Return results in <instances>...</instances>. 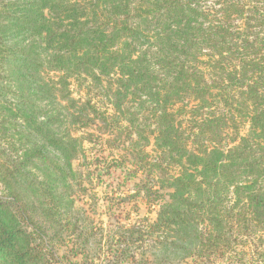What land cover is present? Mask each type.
Instances as JSON below:
<instances>
[{
    "label": "trees",
    "instance_id": "16d2710c",
    "mask_svg": "<svg viewBox=\"0 0 264 264\" xmlns=\"http://www.w3.org/2000/svg\"><path fill=\"white\" fill-rule=\"evenodd\" d=\"M102 170L164 251L264 247V0H0V264L99 249L75 195Z\"/></svg>",
    "mask_w": 264,
    "mask_h": 264
},
{
    "label": "rangeland",
    "instance_id": "374dc122",
    "mask_svg": "<svg viewBox=\"0 0 264 264\" xmlns=\"http://www.w3.org/2000/svg\"><path fill=\"white\" fill-rule=\"evenodd\" d=\"M82 83V87L78 83L72 85L76 96L84 95L88 91L89 96L95 101H104L103 88L100 85L92 83L89 79ZM75 133L80 134V132ZM85 146L90 147L91 144L86 143ZM95 149H99L98 145ZM147 149L151 150V147ZM107 152L108 148H105L103 155H107ZM92 158L94 156L88 155L87 161L90 162ZM108 160L111 161L110 157ZM103 171L99 175L93 174L91 186L85 184L87 191L84 196L75 195L76 205L88 217L95 232L93 241L94 239L100 240L101 245L99 249L91 247V250H86L83 254L76 256L68 250L71 247L70 244L68 248H59L56 255L61 258L62 264H264L263 258L258 255L260 249L264 247L253 242L245 244L241 242L230 245V249H225L224 252L222 250L202 252L200 255L196 251L189 255L187 250L182 249L164 251L163 243L157 242L164 241V234L148 232L150 230L148 224L156 220L158 206L153 205L147 198H143L142 194H136L135 187L130 182H126L127 186L122 190L115 184L106 188L104 183L107 176L105 178ZM113 172L114 170L112 174ZM118 173L116 171L114 176L119 177ZM118 193L124 195L125 200L129 197L130 201L123 205L115 204ZM120 227H133L139 231L140 240L132 244L128 252L133 255L132 258L117 256L112 250L117 249L115 247L118 244L115 241L119 236L117 230L122 229ZM107 240L111 242V247L106 246Z\"/></svg>",
    "mask_w": 264,
    "mask_h": 264
}]
</instances>
